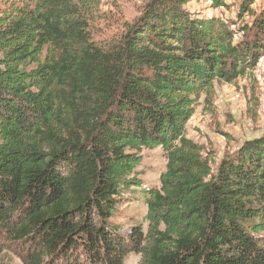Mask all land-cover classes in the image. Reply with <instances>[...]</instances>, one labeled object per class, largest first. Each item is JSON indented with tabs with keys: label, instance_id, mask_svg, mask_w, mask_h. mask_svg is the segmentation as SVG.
<instances>
[{
	"label": "trees",
	"instance_id": "1",
	"mask_svg": "<svg viewBox=\"0 0 264 264\" xmlns=\"http://www.w3.org/2000/svg\"><path fill=\"white\" fill-rule=\"evenodd\" d=\"M189 1L150 0L96 46L87 21L98 0H0V227L10 240L73 264H124L129 251L140 264H264V137L213 173L184 133L200 94L264 54V8L243 2L251 21L235 44L229 25L183 9ZM158 147L167 164L159 189L143 190L148 231L125 238L113 219L142 185V150Z\"/></svg>",
	"mask_w": 264,
	"mask_h": 264
},
{
	"label": "rangeland",
	"instance_id": "2",
	"mask_svg": "<svg viewBox=\"0 0 264 264\" xmlns=\"http://www.w3.org/2000/svg\"><path fill=\"white\" fill-rule=\"evenodd\" d=\"M149 1L98 0L96 11L87 21L90 41L96 46L115 42L125 30V24L136 21ZM244 1L247 0H225L223 7L214 8L209 1L190 0L183 9L198 17L220 19L236 32L233 43L237 44L244 40L241 28L251 21L250 10L259 13L264 8V0H250L247 1L250 10H242ZM184 133L187 139L201 147L202 157L209 161L213 173L221 160L233 155L244 142L264 137V54L253 70L247 69L231 83L215 81L210 97L200 94ZM141 157L136 171L142 185L125 197V203L113 219L125 238L135 228H141L143 236L147 233L149 222L143 190L159 189L160 177L166 170L167 161L161 147L143 149ZM259 236L264 238V232ZM72 258L47 257L37 249L34 240H10L0 227V264H31L34 261L73 264ZM76 261L77 264H90L82 257ZM140 263L141 255L129 251L124 264Z\"/></svg>",
	"mask_w": 264,
	"mask_h": 264
}]
</instances>
